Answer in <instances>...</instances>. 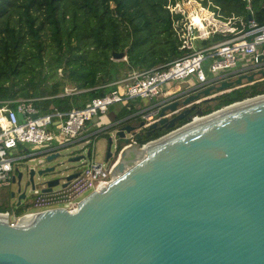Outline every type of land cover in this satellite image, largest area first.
<instances>
[{
    "label": "water",
    "instance_id": "1",
    "mask_svg": "<svg viewBox=\"0 0 264 264\" xmlns=\"http://www.w3.org/2000/svg\"><path fill=\"white\" fill-rule=\"evenodd\" d=\"M257 74L264 76V69L179 92L170 103L153 96L161 107L150 124L108 125L123 140L108 136L106 160L121 148L115 177L73 210L56 206L14 224L0 212V264H264V93L208 114L199 103ZM67 87L76 89L74 82ZM238 102L243 104L228 108ZM196 115L201 120L178 126ZM99 120L94 116L91 124ZM157 128L168 131L140 147ZM63 147L39 155L53 160ZM91 153H73L69 161ZM26 170L24 187V170L18 166L12 176L17 205L29 186L40 187L36 176L56 166ZM78 174L65 175L63 185ZM61 178L41 179V190H52Z\"/></svg>",
    "mask_w": 264,
    "mask_h": 264
},
{
    "label": "trees",
    "instance_id": "2",
    "mask_svg": "<svg viewBox=\"0 0 264 264\" xmlns=\"http://www.w3.org/2000/svg\"><path fill=\"white\" fill-rule=\"evenodd\" d=\"M175 1L0 0V100L44 96L45 107L53 105L66 111L106 95L122 73L169 66L192 51L183 47L175 26L181 14L168 7ZM209 1L223 17L239 16L245 26L251 18L264 24V0H251V8H247L246 0ZM190 18L204 26L199 12L192 13ZM234 33L212 31L205 44L219 42ZM122 53L127 55V63L113 59ZM262 77L242 85L233 84L231 90L225 89L219 95L212 91L211 98L199 102L203 113L264 93ZM68 82L76 85L72 93L66 92ZM122 102L116 120L136 110L132 99ZM35 103L40 105L39 101ZM137 118L143 120L141 114ZM167 131L157 128L141 142ZM25 206L19 205L16 211H26ZM7 209L9 206L0 205V211Z\"/></svg>",
    "mask_w": 264,
    "mask_h": 264
},
{
    "label": "built area",
    "instance_id": "3",
    "mask_svg": "<svg viewBox=\"0 0 264 264\" xmlns=\"http://www.w3.org/2000/svg\"><path fill=\"white\" fill-rule=\"evenodd\" d=\"M181 1L184 0H176L170 4H181ZM246 1L248 2L247 8H251V0ZM170 10L172 11L171 7ZM219 17L213 18L216 19L215 22L213 20H210L209 23L203 22V27L194 24V22L186 24L184 36L182 37L183 47L192 48L191 52L174 60L165 68L132 69L129 73H122L113 82L118 84L116 88H113L104 96L87 100L83 106H74L66 111L57 108L42 110L36 105L35 97L0 100V184L4 180L12 179L13 174L17 173L18 159L42 152L45 154L55 152L61 147L75 142H83V147L87 146L86 144H91V138L96 136L97 133H86L84 129L91 125L94 116L106 112L113 103L129 99L151 98L153 96L161 98V88L169 80H182L191 75L195 77L197 83L194 86L188 85L184 89L180 87L179 89L182 90L183 95L191 94L197 89H203L212 84H220L221 81L226 79H235L242 74L264 69V58L259 60V55L264 53V24H259L254 18H251L248 25L245 26L244 20L239 16ZM207 26L211 27L210 30L207 29ZM195 27H197L198 33L195 31ZM211 30L213 32L229 31L235 33L210 46L193 49V38H202L204 33H207L204 36L207 37ZM239 52L250 55L251 61L247 65L236 66ZM113 59L124 61L127 60V55L125 53L122 56L114 55ZM206 59H209V70L214 73L218 72L217 76L208 78L203 66ZM231 89V87L228 88V90ZM74 90L66 87L68 93H72ZM220 92L217 91L215 94L219 95ZM165 95V98L161 99L164 103L173 102L180 96L179 92L176 91L166 92ZM160 107L161 104L154 103L140 111L146 124H150L158 118ZM19 113H22V117H19ZM199 117V115L193 116L190 120L187 119L186 122L178 126L189 124ZM112 125L119 126L118 122ZM54 139H60V142L52 144L51 142ZM147 141H140V147L145 146ZM26 142H31L38 148L35 150L26 148L24 152L17 153L16 149ZM88 148L91 149L92 156L95 147L90 145ZM120 154L121 148L115 149L113 156L107 160V163L98 162L91 156L90 160L87 158L82 159L84 162L80 164L81 168L74 170L78 171L79 174L70 179L67 185H63L67 179L62 177L60 183L50 191H42L40 187H36L33 189L35 197L30 203L29 209L18 213L15 207L12 206L0 212L8 215L10 222L14 224L21 216L34 215L56 206H65L73 210L77 207L79 200L86 194L94 189L101 188L115 177L113 170L120 159ZM63 201L67 202V205H57Z\"/></svg>",
    "mask_w": 264,
    "mask_h": 264
},
{
    "label": "rangeland",
    "instance_id": "4",
    "mask_svg": "<svg viewBox=\"0 0 264 264\" xmlns=\"http://www.w3.org/2000/svg\"><path fill=\"white\" fill-rule=\"evenodd\" d=\"M212 6L213 5H212L211 1H209V0H184V1H181V4H177V5L176 4L175 5L169 4L168 5L169 8L171 7L172 12H176V13L178 12L181 14L180 19L175 22V26H176L178 32L180 33L181 37L184 36L186 24H188L189 22L190 23L192 22L190 15L194 12H199L201 14V16L204 17L203 19H206V20L209 19L208 21L202 20L204 23H206V22L209 23V22H211L210 20L216 21V19H213L214 17H218V16L221 17L222 14L220 13V11L212 9ZM202 8H205L206 11L202 10ZM207 27H210V26H207ZM194 41L196 43L193 44V49H196V48L201 46L200 42L195 40V37H194ZM250 61H251L250 55L246 54L245 52H239L238 53V61H237L236 66L241 67V66L247 65ZM203 66H204L205 73L207 74L208 78H212V77L217 76L219 74L218 72L214 73L211 70H209V59H206L204 61ZM115 68H117L116 63H115ZM122 70L126 71L127 67L123 68ZM59 73H61L60 70H59ZM262 76H263L262 74H257L255 78H260ZM245 81H248V79L243 80V82H245ZM183 83H188L190 86H193V85H196L197 82H196V79L193 75L187 77L186 79H182V80H169L161 88L160 97L163 96L164 91L167 90L168 88L169 89H173V88L175 89V88H177V86L182 85ZM112 85H113V87L116 86V84H114V83H112ZM113 87L110 86V89H113ZM216 91H218V90H214V92H216ZM204 97H209V95L203 96V98ZM139 99L142 100V98H139ZM121 106L122 105L120 103L112 104L106 112L100 113V115H99L100 120L98 122H94L88 128L84 129V132H86V133L92 132L95 130H99V129L102 130L96 136L91 138V144H86L87 146L83 147V142H79V143L75 142L71 145L63 147L61 154L53 160H47V158L44 154H40V155L36 154L34 156L18 159L17 165L20 167L21 170L25 171V175L23 177V187L26 183V180L28 179V174H26V171H27L26 169L32 165L36 166L37 169L42 168V167L51 166V165L56 166V170L47 172L42 177L36 176V183L40 187H41V185L39 184V182L41 181V179H44L46 177H64L65 175L73 172L76 168H78V169L81 168L80 164L83 163L84 160H80L78 162H71V161H69V156L72 155L73 153H80V152L87 153V148L90 147V145H94V147H95L94 153L91 157L94 158L98 162L107 163L106 152H107V147H108V136L113 135L115 137V142H118V143H120V141L122 142L123 140H121L120 138H116V135L114 133L113 128L104 129L106 126L110 125V123H111V122H105L104 121L105 120L104 115L107 118L109 117L110 120H112V121L113 120L117 121L115 118V114L119 111ZM167 113L169 115H171L172 111L168 110ZM138 119H137V122H138ZM54 130L56 131V129H54ZM57 142H60V139H54V140H52L51 143L56 144ZM25 145L31 150H35L38 148V146H36L35 144H33L31 142H26ZM41 146H43V145H41ZM16 152L18 153L19 151L16 150ZM91 157L86 156L83 159L87 158L88 160H90ZM17 188H18L17 183L12 182L11 178L2 181L0 184V205L5 204V205L9 206V208L14 206L15 209H17V207L19 206V205H17V197H12V195H11V192L13 190H17ZM34 197H35L34 190L32 189L31 186H29L27 189V196L23 199V201L20 205L21 206L27 205L26 209H29L30 203L32 202ZM57 205H67V202L63 201L61 203H58Z\"/></svg>",
    "mask_w": 264,
    "mask_h": 264
},
{
    "label": "crops",
    "instance_id": "5",
    "mask_svg": "<svg viewBox=\"0 0 264 264\" xmlns=\"http://www.w3.org/2000/svg\"><path fill=\"white\" fill-rule=\"evenodd\" d=\"M210 28L211 27H207V29H209L210 30ZM196 33H198V31H196ZM212 33V30L210 31V33L208 34V36L207 37H204V36H206L207 35V33H204L203 35H202V38H196L195 37V40L196 41H199L200 42V44H201V46L200 47H198V48H203V47H207V46H210V45H212V44H214V43H212V44H209V45H207V44H205V40H207L208 38H209V36H210V34ZM204 37V38H203ZM196 42L194 41V38H193V44H195ZM127 60H124V63H127L126 62ZM123 72V71H122ZM247 78H245L244 80H246ZM189 84L188 83H183L182 85H179V86H177V88H173V89H167V90H165L164 91V96L163 97H161L160 99H162V98H165V94H166V92H168V93H170V92H172V91H176V92H182V90H180L179 88L181 87V88H186L187 86H188ZM118 86V84H116V86L115 87H113V88H116ZM194 86V85H193ZM67 92V91H66ZM68 93V92H67ZM35 99H36V101H39L40 102V105H39V107L40 108H42V110H52V109H54V108H56L55 106H53V105H50L48 108L47 107H45V104L42 102L43 100H45L44 99V96H37V97H35ZM116 103H120L121 105H123V102H116ZM155 102H154V100H153V97H151V98H142V100H140L139 98H137V99H133V106H134V108L136 109L134 112H132V113H130L129 115H127V116H125V117H123L122 119H120V120H117V121H115V120H110V118L108 117H106L105 115H104V121L105 122H111L110 124H112V123H114V121L115 122H120V121H125V120H127V122L126 123H124V124H127V123H131V124H139V122H140V118L138 119L137 118V116L140 114V111L143 109V108H145L146 106H148V105H152V104H154ZM114 104V103H113ZM118 113V112H117ZM117 113L115 114V118H116V115H117ZM169 115V114H168ZM172 115V114H171ZM100 119V118H99ZM137 119H138V122H137ZM123 124V125H124ZM107 127V126H106ZM105 127V128H106ZM104 128V129H105ZM100 131H102L101 129H99V130H95V131H92V132H96L97 134L100 132ZM26 148H28L25 144L24 145H20L19 147H18V149H16L17 151H19V152H24L25 150H26ZM29 149V148H28Z\"/></svg>",
    "mask_w": 264,
    "mask_h": 264
},
{
    "label": "bare ground",
    "instance_id": "6",
    "mask_svg": "<svg viewBox=\"0 0 264 264\" xmlns=\"http://www.w3.org/2000/svg\"><path fill=\"white\" fill-rule=\"evenodd\" d=\"M240 104H243V102H238V103H235V104H233L232 106H230V107H228V108H233V107H236V106H238V105H240ZM227 109V108H226ZM219 112H221V111H219ZM218 112H216V113H214V114H217ZM213 114V115H214ZM198 120H201V117L200 118H196L195 119V121H198ZM194 121V122H195Z\"/></svg>",
    "mask_w": 264,
    "mask_h": 264
}]
</instances>
